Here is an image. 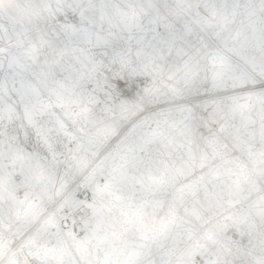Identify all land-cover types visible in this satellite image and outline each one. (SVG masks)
<instances>
[{"label":"snow or ice","instance_id":"snow-or-ice-1","mask_svg":"<svg viewBox=\"0 0 264 264\" xmlns=\"http://www.w3.org/2000/svg\"><path fill=\"white\" fill-rule=\"evenodd\" d=\"M0 264H264V0H0Z\"/></svg>","mask_w":264,"mask_h":264}]
</instances>
